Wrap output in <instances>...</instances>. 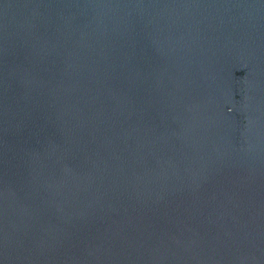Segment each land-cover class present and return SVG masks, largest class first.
Instances as JSON below:
<instances>
[{
	"label": "water",
	"instance_id": "obj_1",
	"mask_svg": "<svg viewBox=\"0 0 264 264\" xmlns=\"http://www.w3.org/2000/svg\"><path fill=\"white\" fill-rule=\"evenodd\" d=\"M0 264H264V0H0Z\"/></svg>",
	"mask_w": 264,
	"mask_h": 264
}]
</instances>
